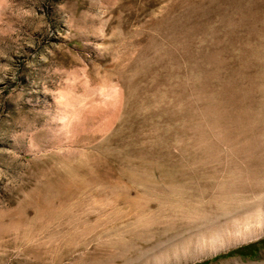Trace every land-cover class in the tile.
Here are the masks:
<instances>
[{
  "label": "rangeland",
  "instance_id": "1",
  "mask_svg": "<svg viewBox=\"0 0 264 264\" xmlns=\"http://www.w3.org/2000/svg\"><path fill=\"white\" fill-rule=\"evenodd\" d=\"M263 78L264 0H0V264L197 242L236 166L217 108ZM235 260L264 264V235L165 264Z\"/></svg>",
  "mask_w": 264,
  "mask_h": 264
},
{
  "label": "bare ground",
  "instance_id": "2",
  "mask_svg": "<svg viewBox=\"0 0 264 264\" xmlns=\"http://www.w3.org/2000/svg\"><path fill=\"white\" fill-rule=\"evenodd\" d=\"M245 2L251 4V0ZM256 88L261 94L256 106L242 103L229 112L217 108L220 137L236 166L226 172L216 210L189 214L190 220L201 221L206 228L198 234L197 242L192 244L191 239L186 245L157 254L154 263L174 262L192 253H218L264 235V81Z\"/></svg>",
  "mask_w": 264,
  "mask_h": 264
},
{
  "label": "trees",
  "instance_id": "3",
  "mask_svg": "<svg viewBox=\"0 0 264 264\" xmlns=\"http://www.w3.org/2000/svg\"><path fill=\"white\" fill-rule=\"evenodd\" d=\"M252 245V244H251Z\"/></svg>",
  "mask_w": 264,
  "mask_h": 264
}]
</instances>
